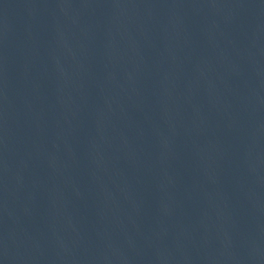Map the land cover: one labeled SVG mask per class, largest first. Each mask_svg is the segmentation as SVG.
Instances as JSON below:
<instances>
[{"label": "water", "instance_id": "95a60500", "mask_svg": "<svg viewBox=\"0 0 264 264\" xmlns=\"http://www.w3.org/2000/svg\"><path fill=\"white\" fill-rule=\"evenodd\" d=\"M0 264H264V0H2Z\"/></svg>", "mask_w": 264, "mask_h": 264}]
</instances>
